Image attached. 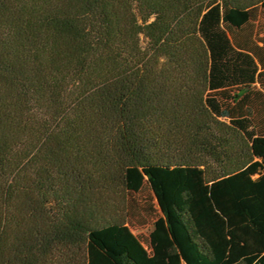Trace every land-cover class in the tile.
Listing matches in <instances>:
<instances>
[{"label":"trees","instance_id":"trees-1","mask_svg":"<svg viewBox=\"0 0 264 264\" xmlns=\"http://www.w3.org/2000/svg\"><path fill=\"white\" fill-rule=\"evenodd\" d=\"M0 264H264V0H0Z\"/></svg>","mask_w":264,"mask_h":264},{"label":"rangeland","instance_id":"rangeland-1","mask_svg":"<svg viewBox=\"0 0 264 264\" xmlns=\"http://www.w3.org/2000/svg\"><path fill=\"white\" fill-rule=\"evenodd\" d=\"M146 45V41H142V46ZM133 232L142 239L144 244L146 245V241L148 239V233L150 231V226L148 224L142 225V223H134L132 227Z\"/></svg>","mask_w":264,"mask_h":264}]
</instances>
